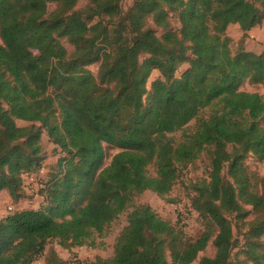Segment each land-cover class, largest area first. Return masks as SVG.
Here are the masks:
<instances>
[{"label": "trees", "instance_id": "16d2710c", "mask_svg": "<svg viewBox=\"0 0 264 264\" xmlns=\"http://www.w3.org/2000/svg\"><path fill=\"white\" fill-rule=\"evenodd\" d=\"M77 2L0 0V193L26 199L23 175L41 166L42 132L64 155L45 205L0 220V264H32L49 242L93 247L131 208L111 258L73 264H192L211 240L214 256L198 264H264V180L244 165L249 154L264 162V94L240 90L264 85V47L232 54L226 34L237 25L246 39L264 27V0H133L126 14L122 0H88L83 12ZM153 71L160 77L148 87ZM193 120L176 144L170 135ZM105 145L118 152L104 166ZM205 150L210 171L191 185L204 230L192 242L133 200L169 195L178 168ZM46 264L68 263L51 252Z\"/></svg>", "mask_w": 264, "mask_h": 264}, {"label": "rangeland", "instance_id": "374dc122", "mask_svg": "<svg viewBox=\"0 0 264 264\" xmlns=\"http://www.w3.org/2000/svg\"><path fill=\"white\" fill-rule=\"evenodd\" d=\"M133 0H122L121 9L123 14H126L132 5ZM89 6L88 0H78L74 10L82 11ZM57 7L56 4L51 3L47 6V12L50 13ZM148 27L156 31V36H161V30L154 27L151 20L147 21ZM172 29L178 30L179 23L176 18L171 19ZM227 35L232 39L230 50L232 54L237 53L240 49L259 53L264 47V35L260 38V34L248 36L246 39L241 38V32L238 26H230L227 30ZM63 46L66 48L67 53L71 54L74 48L66 41L62 40ZM36 54V52H34ZM88 70L94 75H97L99 64H93L87 67ZM187 68L186 64H182L177 70L179 75L184 69ZM160 77L158 71H153L148 79V87L150 83ZM241 91L264 94V85L252 86L248 82H245L240 87ZM211 113L210 109H204L200 112L198 118H207ZM196 121H191L181 131H177L170 135L175 143H179L182 140L184 134L190 133L195 127ZM16 125L19 127H26L29 124L22 121H16ZM41 166L37 172L32 175H23V186L26 192V199L22 201V204L13 203L11 199L6 198L7 202L0 198V218H4L14 212L22 209H40L45 204L42 193L45 189L46 183L49 181L52 175L57 170V162L64 155L59 152V149L48 141L45 132H42L41 137ZM105 149V162L107 165L111 157L118 152L117 149L104 146ZM244 165L250 173L255 174L258 178L264 180V162L257 161L252 155H247L244 161ZM210 171V158L208 151L202 152L199 157L191 164L181 166L178 168V177L175 186L169 193V195L159 198L154 193L146 191L143 194L137 196L133 200V206L148 205L156 212L161 218L171 222L173 225H178V230L182 231L183 237L187 241L194 242L198 239L204 230L203 224L198 217V214L193 210L191 201L193 193L191 191V185L196 181L206 179ZM148 175L155 176V169L152 165L148 167ZM222 175L226 176V168L223 169ZM132 211L128 209L126 212L119 216V219L111 225L107 230V235L104 237L94 236V246H82L72 249H63L56 242H49L43 253L37 257L32 264H46L47 258L51 252H54L62 261L73 264L76 262H90L96 258L107 259L111 258L113 254V246L118 233L127 224L128 214ZM234 230V229H233ZM236 233V230H234ZM240 243L242 238L239 237ZM215 249L212 246V240L208 243L206 249L198 255V258L192 264H198L200 257L214 256Z\"/></svg>", "mask_w": 264, "mask_h": 264}, {"label": "crops", "instance_id": "0c3cea01", "mask_svg": "<svg viewBox=\"0 0 264 264\" xmlns=\"http://www.w3.org/2000/svg\"><path fill=\"white\" fill-rule=\"evenodd\" d=\"M230 26H235V25H230ZM229 26V27H230ZM237 26V25H236ZM228 27V28H229ZM228 30V29H227ZM241 32V31H240ZM226 34H227V31H226ZM242 34V33H241ZM253 34H255V35H258V34H260L261 36H260V38H262V35H264V27H262V28H257V29H252V30H250L249 32H248V36H252ZM228 36V35H227ZM0 198H3L6 202H7V200H6V198H9V196L7 195V193L6 192H1L0 193ZM10 199V198H9ZM2 218H0V220H1Z\"/></svg>", "mask_w": 264, "mask_h": 264}]
</instances>
